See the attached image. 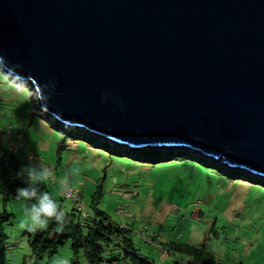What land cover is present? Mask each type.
Returning a JSON list of instances; mask_svg holds the SVG:
<instances>
[{
	"label": "water",
	"instance_id": "95a60500",
	"mask_svg": "<svg viewBox=\"0 0 264 264\" xmlns=\"http://www.w3.org/2000/svg\"><path fill=\"white\" fill-rule=\"evenodd\" d=\"M0 56L65 127L264 180V0H0Z\"/></svg>",
	"mask_w": 264,
	"mask_h": 264
},
{
	"label": "rangeland",
	"instance_id": "374dc122",
	"mask_svg": "<svg viewBox=\"0 0 264 264\" xmlns=\"http://www.w3.org/2000/svg\"><path fill=\"white\" fill-rule=\"evenodd\" d=\"M0 80V109L3 108L0 125L5 129L9 126L4 132L15 134L13 136H18V132L28 137L34 144H30L31 151L36 150L42 160L54 158V163H46L57 165L56 150L64 136L34 113L35 107L40 106L36 94L14 83L1 70ZM18 89H23L25 94ZM39 120L49 125L50 131L41 128ZM51 121L49 123L55 126ZM68 146L63 152L62 166L68 168L71 164V175L63 173L61 168L60 177H56L59 184L47 177L41 185L47 186L53 196L54 192L62 194L64 183L77 187L81 191L82 205L89 209L97 184H102L104 190L98 208L114 222H119L121 210L129 213L128 225L134 223L130 227L131 238L140 250L137 255L153 264H193L187 256L164 253L162 244L176 241L198 248L205 244L208 251L226 264H264V181L252 179L248 173L243 179L238 175L231 179L226 173L234 175V170L229 172L221 162L215 163L193 152V157L205 159L208 165L197 160L153 165L139 162L131 155L132 158L115 156L88 142L72 139H68ZM217 165L222 170L217 169ZM21 179L30 184L26 176ZM73 201L64 200L67 210L73 209ZM19 207L16 203L9 205V211L17 218L12 226L5 228L9 238L8 264H32L26 226H21L25 216ZM78 210L80 213L75 209L77 215L85 219L86 213ZM126 247L122 245L116 252L114 245L107 249L106 263L111 262L112 252L120 254ZM61 258L68 259L70 264L74 258L87 264L83 255L75 257L71 243L55 257L38 260L35 264H54Z\"/></svg>",
	"mask_w": 264,
	"mask_h": 264
},
{
	"label": "trees",
	"instance_id": "16d2710c",
	"mask_svg": "<svg viewBox=\"0 0 264 264\" xmlns=\"http://www.w3.org/2000/svg\"><path fill=\"white\" fill-rule=\"evenodd\" d=\"M11 80L14 83L17 82L15 79L11 78ZM26 88H30V90L33 91L31 86ZM34 113L42 116L53 129H56L57 132H61L64 137L57 146L55 161L57 165L54 166V164L47 165V161L45 159L42 160V157L36 150H30L31 143L27 141V137L24 138L23 134H18L22 138L21 140L17 135L13 136L15 134L0 130V264H8L7 245L9 238L5 233V228L12 226L16 222L17 218L15 214L9 211V205L12 203H16L18 207L21 205L19 208H21L22 212H24V207L26 206V202L17 199L16 195L18 189L28 187L29 183L22 180L21 175H18V173L22 167L25 166V164H40L48 171V179H50L52 183L54 182L59 184L56 177H60L61 168L63 173H69V175H71V164L68 168L62 166L63 152L68 150L69 147L68 139H72L73 141L88 142L95 148L108 151L115 156L126 157L131 155L135 157L133 159L139 162H149L153 165L167 163L174 160H197L208 165L207 162L204 161L205 159L193 157V153L189 152V150H131L115 145L107 139L89 134L84 130L65 127L46 114H43L44 112L40 109V106L39 108L35 107ZM51 119L54 121L55 126L49 123ZM39 125L46 131H50L51 129L49 125L44 124L41 120H39ZM23 157H25L26 161ZM179 157H181V159H177ZM53 161L54 158H51L49 163H54ZM215 167L222 170L218 165ZM231 171L232 170H229V172ZM233 172L234 175L230 173L226 174L231 179H234L237 175L242 179L246 176V173H241V171ZM251 178L262 180L254 176H251ZM263 181L264 180H262V182ZM39 190L47 191L53 196V192H51V190H49L45 185H40ZM68 190L77 191L79 194L78 200L80 204L83 202L80 198L81 191L78 190L77 187L64 183L62 194L54 192L55 196H53L60 210L64 213L61 221L57 222L54 219L50 220L48 226L44 229H31L27 226V224H25V235H27L30 247L29 261L32 264L37 263L38 260H44L47 257H55L59 251L69 243L72 245L75 257L83 255L87 264H118L121 261H125L130 264H153V262L147 260L146 258H142L137 255V251L140 250L131 238L132 229L130 227H132L134 223H132V225H128L127 220L131 219L129 213H127L126 210H121L126 213V219L123 220L121 217L119 222H114L107 216V213L104 210H100L98 208L100 199L103 196L104 187L102 184H97L96 190L91 197V210L90 208H85L83 205L82 213L83 211L86 213V215H83V218L85 219H82V215H77L80 211L78 210L79 208L76 204L73 205V209L67 210L65 203H63L64 200L73 201V198L66 196V192ZM57 197H59L60 200H57ZM75 209L78 213L75 212ZM132 221H135L134 218ZM153 243L155 244L156 242L152 241V244ZM113 245L115 247L113 250L114 252L117 251L116 248H119L122 245H126V249L128 251L123 250L120 254L111 251V262L106 263L104 255H107V249H110ZM162 245L164 253L173 256H187L191 258L193 264H226L222 260L218 259L213 252L208 251L205 244L202 248L177 243L176 241L167 242ZM72 264L81 263L79 260L74 258Z\"/></svg>",
	"mask_w": 264,
	"mask_h": 264
},
{
	"label": "clouds",
	"instance_id": "9594fccd",
	"mask_svg": "<svg viewBox=\"0 0 264 264\" xmlns=\"http://www.w3.org/2000/svg\"><path fill=\"white\" fill-rule=\"evenodd\" d=\"M5 57L0 56V69H6ZM4 72V71H3ZM5 73V72H4ZM6 74V73H5ZM7 75V74H6ZM8 76V75H7ZM10 79H15L16 83L22 86V82L18 81L15 77L9 76ZM23 87H28L27 84H24ZM48 89L50 90V94H55L57 85L54 80H50L47 84ZM33 90V88H32ZM34 93V91H32ZM110 99V93L107 91H102L101 93V101L108 102ZM117 105L120 111H125L127 105L123 101H117ZM47 115V114H46ZM48 116V115H47ZM51 118V117H50ZM245 173V172H244ZM18 175L26 176L30 181L28 187L21 188L17 190V199L23 200L26 202V206L24 207V216L25 221L22 222L21 226H24L27 223V226L31 229H44L48 226L50 220H55L57 222L63 219L64 213L60 210L56 200L53 196L47 191H40V185L44 180L48 177L49 173L46 169H44L40 164L29 163L26 166L22 167ZM74 200V199H73ZM31 202V203H27ZM78 208L83 209V205L80 204L79 200L73 201ZM74 204V205H75ZM120 214L123 220L126 219V213ZM8 260V256H7ZM54 264H70L68 259L61 258L54 262Z\"/></svg>",
	"mask_w": 264,
	"mask_h": 264
},
{
	"label": "built area",
	"instance_id": "2783aa9c",
	"mask_svg": "<svg viewBox=\"0 0 264 264\" xmlns=\"http://www.w3.org/2000/svg\"><path fill=\"white\" fill-rule=\"evenodd\" d=\"M18 137L22 140V138L18 135ZM66 196L69 198H73L74 200H78L79 199V194L77 191L74 190H68L66 192ZM122 214H124V212H122Z\"/></svg>",
	"mask_w": 264,
	"mask_h": 264
},
{
	"label": "crops",
	"instance_id": "0c3cea01",
	"mask_svg": "<svg viewBox=\"0 0 264 264\" xmlns=\"http://www.w3.org/2000/svg\"><path fill=\"white\" fill-rule=\"evenodd\" d=\"M0 81H1V80H0ZM16 90H17V89H16ZM18 91L21 92L22 94H25V92H24L23 89H21V90L18 89ZM4 99H5V98H4ZM0 110H3V108L0 109ZM32 118H33V117H32ZM33 120H34V118H33ZM11 125H13V124H11ZM3 128H4V127H3L2 125H0V130H2V131H7L6 129L9 128V126H8L6 129H5V128L3 129ZM17 134H21V133H18V132H17ZM24 138H26V136H25ZM27 141H29L32 145H34L33 142H31V140H29L28 137H27ZM39 157H40V156H39ZM40 159H41V158H40ZM46 161H50V160H46Z\"/></svg>",
	"mask_w": 264,
	"mask_h": 264
}]
</instances>
